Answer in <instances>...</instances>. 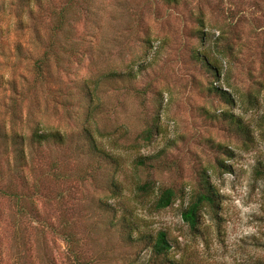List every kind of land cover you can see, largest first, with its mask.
I'll use <instances>...</instances> for the list:
<instances>
[{"label":"rangeland","instance_id":"1","mask_svg":"<svg viewBox=\"0 0 264 264\" xmlns=\"http://www.w3.org/2000/svg\"><path fill=\"white\" fill-rule=\"evenodd\" d=\"M92 2L90 15L81 12L74 24L82 52L62 53L44 84L33 83L30 59L13 57L15 27L7 40L0 38V125L13 122L25 131L38 121L66 141L64 148L33 153L41 174L33 213L27 205L19 214L0 195V264H14L19 255L26 264H82L70 259L68 229L89 264H150L158 231L171 245L167 259L177 264H264V177L254 172L264 161V0ZM41 22L46 36L48 21ZM33 38L27 30L21 41L32 48ZM198 54L210 58L219 76ZM110 71L134 75L100 82ZM13 77L24 93H33L16 106L8 84ZM88 78L98 82L99 105L89 119L82 84ZM211 86L226 89L233 102ZM86 125L110 159L98 164L85 146L80 151ZM140 156L152 158L140 167ZM0 166V187L11 182L22 193L19 176L2 161ZM203 174L218 194V207H207L192 230L181 211L200 191ZM138 180H149L151 190H134ZM110 181L120 191L113 192ZM167 187L176 196L157 210L159 190Z\"/></svg>","mask_w":264,"mask_h":264},{"label":"trees","instance_id":"2","mask_svg":"<svg viewBox=\"0 0 264 264\" xmlns=\"http://www.w3.org/2000/svg\"><path fill=\"white\" fill-rule=\"evenodd\" d=\"M165 1L170 2L174 0ZM92 5L93 2L91 3V0H65L62 5H54L52 0H0V38H3L4 40L8 39L7 36L11 34V26H14L15 30L18 31V35L14 37L13 41L12 55L14 58H17L16 60L18 62L24 59L31 60V70L34 74L33 83L44 84V82L53 75L50 70L51 64L56 63L57 66H60L59 59L62 57V53L67 52L69 54L68 56L71 57L78 56L77 54L82 52L80 48L84 40L76 37L74 24L79 20L81 12H83L85 17L90 15L89 10L90 8L92 9ZM44 18L48 21V23L45 24L46 30H48L46 36H44V34L42 35L39 30V24L42 23L41 21ZM27 30L34 32V38L31 40V43H34L32 48L27 47L26 44L21 41ZM3 39H0V42ZM86 50L87 49H84L83 53L86 52ZM1 53L2 52L0 51V54ZM198 57L206 67L213 69L219 76L220 71L216 68L210 58L208 59L203 54H198ZM20 74L21 76L18 77L22 78L23 81H27L26 75L23 73ZM131 74H133L131 71L127 73L110 71L100 76V82L105 78L111 79V77L121 79L133 78ZM16 78L13 77L8 81L13 92L10 101L15 106L25 95L33 96L32 92L29 93V95L24 93V87L18 85ZM0 80H3L1 75ZM91 80L92 79L88 78L82 83L84 88L82 89L89 102L86 111L87 119L91 117L93 118V113L99 106L98 103H95V100L97 99L96 91L98 82L91 84ZM33 86L34 85H31L32 88ZM28 89L30 88L28 87ZM210 91L218 95L224 102H233V98L226 89L218 86H211ZM18 97L19 99H14ZM29 98L34 99L36 97ZM29 117L26 122L29 121ZM234 122L237 124L238 130L242 133L246 134L248 132L238 120H235ZM146 133L147 136L150 137L151 129H148ZM81 134L84 142H81L82 147L80 151L85 146V149L87 150L85 154L89 157H96L95 159H97L98 164L106 161L107 158L110 159V155L98 145L89 126H84L79 135ZM64 136V133L59 130L43 128L38 121L34 122L31 127H28L27 125L25 131H18V128L13 125V122L9 126H6L5 124L0 125V162L2 161V163H5L13 175L19 176V180L24 189L22 193H17L16 190L13 189L14 183L12 184L10 182L7 187H5L6 189L0 187V195L3 194L7 196L9 200L13 202L16 211L19 214H25L27 205H29L31 212L33 213L32 209L35 208L33 206V204H35L33 197L39 196L40 192V188L38 187L41 174L37 173L38 169L36 165L38 164L35 162L38 161H34L33 153L44 147H51V149L54 147L64 148L66 143ZM77 146H80L79 141H76V148ZM9 152L11 153V158H6L4 160L5 157L9 156ZM151 158L152 156H140L135 160V163L137 166L143 167L147 165V161ZM1 168L2 167L0 166V177L2 175ZM254 172L256 176L261 178L264 177V161L257 163ZM54 177L58 178L57 175ZM110 187L112 188L111 190L116 193L121 189L119 183L115 181H110ZM134 190L144 194L148 193L151 190L150 181L138 180L137 184H135ZM173 190L174 189H171L170 187L159 190L154 202V207L157 210L164 209L172 203L176 196L175 191ZM207 207H210L213 211L218 207V194L208 181V176L203 174L201 177L200 191L196 193L181 211V217L190 229L196 230L200 223V218L203 214L202 212L205 211ZM63 232L68 234L65 238V242L67 243L68 253L71 256L70 259L76 263L82 262V264H89L86 263L88 261L80 259V254L75 251L76 245L72 238V232L69 229L68 231L63 230ZM170 248L171 245L167 239L165 231H158L155 234L151 245V257L153 260H149L150 264L151 262L163 264L164 262L162 260L164 258L167 264H177V261L167 259ZM29 252V256H33L31 249H29ZM36 254L39 255L37 251ZM44 255L45 260H48L46 253H44ZM22 257V255H19L18 262L14 264H26L22 262Z\"/></svg>","mask_w":264,"mask_h":264}]
</instances>
